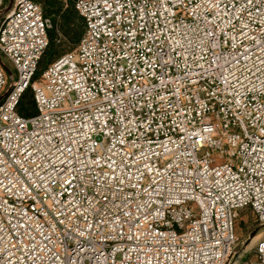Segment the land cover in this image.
Instances as JSON below:
<instances>
[{
    "label": "built area",
    "instance_id": "2783aa9c",
    "mask_svg": "<svg viewBox=\"0 0 264 264\" xmlns=\"http://www.w3.org/2000/svg\"><path fill=\"white\" fill-rule=\"evenodd\" d=\"M203 2L154 0L145 10L140 0H107V6L106 0H93L95 7L86 12L83 0H76L85 23L83 37L36 80L50 44L51 21L33 0H14L0 15V112L11 113L29 132L37 122L45 127L51 122L53 128L80 139L85 150L107 143L120 154L118 162L126 155L133 165L124 191L132 195L139 181L138 202L151 197V216L145 220L135 204L122 209L121 199L109 193L107 201H97L100 215L87 206L81 208L84 216L73 217L70 231L60 217L62 223L52 236L55 244H47L39 234V225L51 219L41 207L42 197L35 192L30 197L23 192L8 195L5 202L16 210L12 224L19 219L21 228L0 242V264H32L29 256L38 244H47L40 253L47 264H67L69 257L73 264H231L240 245L241 200L243 210H251L264 227L259 172L249 173L244 192L232 179L240 177L234 157L241 144L252 157L264 152V52L259 47L264 26L257 27V13L246 37L227 19L210 14L211 9L197 8ZM5 4L0 0V11ZM214 25L220 44L213 45L211 52L202 41L206 26ZM111 33H116L115 40ZM153 34L157 39H152ZM2 56L14 67L16 77L7 72ZM29 89L36 113L24 117L18 108ZM59 95L64 99L58 102ZM46 97L51 103L44 102ZM93 97L97 107L78 106ZM130 100L135 108L122 112L121 102ZM53 111L55 119L50 115ZM9 129L10 120L0 116V148H11L7 157L0 153V161L8 160L11 174L22 157L12 146L19 134L12 129L9 137ZM205 160L215 162L223 174L224 179L208 176L210 183L213 178L220 182L222 193L196 182L193 168L197 162L206 167ZM213 171L208 169L209 174ZM16 176L28 186L24 175ZM74 188L64 186L60 198L65 203L72 201ZM127 211L139 218L138 230L125 218ZM22 232L34 236L35 242L21 244L28 238ZM255 254L257 263L264 264V235Z\"/></svg>",
    "mask_w": 264,
    "mask_h": 264
},
{
    "label": "snow or ice",
    "instance_id": "6c2138e0",
    "mask_svg": "<svg viewBox=\"0 0 264 264\" xmlns=\"http://www.w3.org/2000/svg\"><path fill=\"white\" fill-rule=\"evenodd\" d=\"M140 2L143 4L144 9L147 10L150 4L154 3V0H140ZM233 4L236 6L233 7ZM105 6H107V0ZM160 6L163 7V3ZM90 7H95L93 0H83V8L86 12ZM197 8L211 9L210 14L216 15L221 21L227 19L233 29L238 28L239 32L246 37L248 32L251 31V26L256 24L257 13L259 19L257 27L264 26V0H204L202 4L197 5ZM193 15H196V13L194 12ZM110 36L115 40L116 33H111ZM152 39H157L156 34L152 35ZM202 43L211 52H214L213 45L218 46L220 44L217 39L215 25L211 28L206 26ZM259 47L264 52V33L261 34ZM217 59H223V57L218 56ZM261 62L264 63V59ZM85 95L87 96V93ZM136 95L139 96L140 93L136 91ZM63 99V95L57 96L58 102ZM21 100L23 101V97H21ZM44 102L51 103V100L46 97ZM13 103H15V98H13ZM121 105L122 112L125 109L131 111L135 108V104L131 100L128 104L121 102ZM78 106L81 108L97 107L94 97L86 99L83 104ZM53 107L55 108V106ZM50 115L53 119L56 118L55 111L50 113ZM0 116L11 122V129L7 132L9 137L12 135V129L17 130L19 140L13 142L12 146L17 149V153L22 157L15 161L18 167L13 168L11 174L8 171V160L0 161V171H2L3 175V179H0V188L3 189V197H0V242L7 240V233L15 232L21 228L19 219L13 226L12 215L16 214V210L9 208L4 200V197L16 195L17 192H23L25 196L29 197L32 192H35L37 197H42L40 199L41 207L47 211L51 219H46L39 225L41 230L39 234L44 236L47 244H55L52 236L55 234L56 228L62 223L60 217L64 218V228L70 231L73 227V217L78 215L79 218H83L84 216V213L80 212L81 208L87 206L97 215H100L96 208L97 201L100 199L107 201L109 193H114L118 199H121L122 209H131L132 204H135V211L143 213L145 220L151 216V211H148L151 206V197L149 196L148 200L140 203L135 195V191H139L140 187H142L139 181H136L138 187L134 189L132 195L124 191L131 181L132 174L128 170L133 166L127 163L126 155L120 157L118 162L116 157L120 156V154L115 152L114 148L107 143L93 145L85 150L80 139L69 135L68 132L61 131L59 127L53 128L51 122H48L47 127H45L44 122H37L33 126L32 131L29 132L25 125L11 113L0 112ZM61 123L64 124V127L74 132L79 133L80 131L63 121ZM37 129H40V131H37ZM24 136H28V139H24ZM21 149L22 152L20 151ZM9 151H11V148L7 146L0 148V153H3L6 157L9 155ZM236 151L238 155L234 158L237 159L240 167V177H232V179L237 187L240 188V191L244 192L246 190L243 186V181L248 179L250 172H259L262 181L261 187L264 188V152L252 157L251 153L243 148L242 144ZM102 161L106 162V164L102 163ZM25 164L28 166L25 167ZM204 164L206 167H201L199 162H197L196 167L193 168V172L196 174V182L200 183L203 181L201 184L202 188L209 190L219 188L222 193L223 188L220 186V182L213 178L210 183L208 179L209 175H213V177L220 176L221 179H224L223 174L218 171L217 164L212 160H205ZM209 168L214 170L212 174L208 173ZM17 172L25 176L28 182L27 187H24L16 176ZM141 175L143 176V173ZM157 175H159L160 179L164 178L160 174ZM5 180L8 182L5 183ZM65 185H75L72 192L73 199L68 203H65L60 198ZM233 194H236L235 191ZM239 206L243 210V200L240 201ZM57 213H59V216H57ZM18 215L22 216L23 213ZM124 216L126 219L131 220L132 228L138 230L139 218L132 217L131 211L125 212ZM28 219H31V217ZM49 231H51L52 235H45ZM68 234L69 232H64L65 236ZM21 235H28L27 240L22 239L20 241L21 244H33L35 242V237L27 232H22ZM134 238L139 239L138 237ZM7 242L11 244V241ZM47 244H38L36 248L32 249L33 254L29 256L32 264H47L45 258L40 254L43 249H47ZM67 264H73L71 257L68 258Z\"/></svg>",
    "mask_w": 264,
    "mask_h": 264
},
{
    "label": "trees",
    "instance_id": "16d2710c",
    "mask_svg": "<svg viewBox=\"0 0 264 264\" xmlns=\"http://www.w3.org/2000/svg\"><path fill=\"white\" fill-rule=\"evenodd\" d=\"M41 6L47 18H50L53 23V29L49 30L50 44L44 56L54 47V38L57 34H61L65 43L68 44L70 50L74 49L80 42L85 31V23L75 8L76 0H33ZM75 21V23H73ZM52 45V46H51ZM42 57L39 62L38 69L35 75V80L39 77V71L42 66ZM55 62V61H54ZM51 65V64H50ZM47 68V67H46ZM46 70V69H45ZM44 70V71H45ZM18 111L24 117L32 116L36 113V107L32 91L29 89L23 95Z\"/></svg>",
    "mask_w": 264,
    "mask_h": 264
},
{
    "label": "rangeland",
    "instance_id": "374dc122",
    "mask_svg": "<svg viewBox=\"0 0 264 264\" xmlns=\"http://www.w3.org/2000/svg\"><path fill=\"white\" fill-rule=\"evenodd\" d=\"M66 0H63L65 3ZM14 3V0H6V4L3 8L2 11H0V15L5 12L6 10H9ZM51 21V25L53 29V23L50 18H48ZM50 39V37H49ZM52 46V45H51ZM75 49V48H74ZM73 49L70 50L69 46L67 43H65L62 35L59 33L56 35L54 38V47L50 48L46 55L44 56L42 60V66L39 71L40 76L46 67H48L50 64H52L54 61H56L59 57L62 55L72 51ZM2 59L8 69L14 74L16 77V72L14 67L11 65V63L2 56ZM39 78V77H38ZM37 78V79H38ZM33 95V93H32ZM237 232L239 236V241L240 245L237 248L235 254L233 255V259L231 261V264H258L257 259H256V249H257V243L253 244L251 247L250 244L248 245L247 243L251 241V235L252 234H261L262 236L264 235V227H260L257 222L254 214L251 212V210H242L239 213V218L237 220ZM255 235V236H256ZM261 238V237H260ZM259 238V240H260ZM258 240V241H259ZM246 243V244H244Z\"/></svg>",
    "mask_w": 264,
    "mask_h": 264
},
{
    "label": "bare ground",
    "instance_id": "6f19581e",
    "mask_svg": "<svg viewBox=\"0 0 264 264\" xmlns=\"http://www.w3.org/2000/svg\"><path fill=\"white\" fill-rule=\"evenodd\" d=\"M260 236H261V234H258L256 236H254L253 238H251V241L247 243L248 245L250 244L249 247H251L253 244H255Z\"/></svg>",
    "mask_w": 264,
    "mask_h": 264
},
{
    "label": "water",
    "instance_id": "95a60500",
    "mask_svg": "<svg viewBox=\"0 0 264 264\" xmlns=\"http://www.w3.org/2000/svg\"><path fill=\"white\" fill-rule=\"evenodd\" d=\"M6 70H7V72H9L8 68H6ZM255 235H256L255 233L252 234V235H251V238H253ZM244 244H246V243H244ZM246 245H247V244H246Z\"/></svg>",
    "mask_w": 264,
    "mask_h": 264
},
{
    "label": "crops",
    "instance_id": "0c3cea01",
    "mask_svg": "<svg viewBox=\"0 0 264 264\" xmlns=\"http://www.w3.org/2000/svg\"><path fill=\"white\" fill-rule=\"evenodd\" d=\"M261 236H262V235H261ZM261 236H260V237H261ZM260 237H259V238H260ZM258 240H259V239H258ZM258 240H257V242H258ZM257 242H256V243H257Z\"/></svg>",
    "mask_w": 264,
    "mask_h": 264
}]
</instances>
